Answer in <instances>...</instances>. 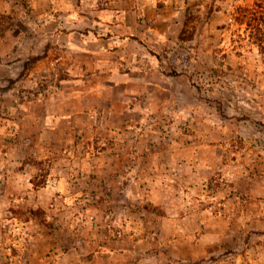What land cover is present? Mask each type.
I'll return each instance as SVG.
<instances>
[{"label":"clouds","instance_id":"1","mask_svg":"<svg viewBox=\"0 0 264 264\" xmlns=\"http://www.w3.org/2000/svg\"><path fill=\"white\" fill-rule=\"evenodd\" d=\"M257 3L0 0V264H264Z\"/></svg>","mask_w":264,"mask_h":264},{"label":"rangeland","instance_id":"2","mask_svg":"<svg viewBox=\"0 0 264 264\" xmlns=\"http://www.w3.org/2000/svg\"><path fill=\"white\" fill-rule=\"evenodd\" d=\"M196 0H193L192 6L189 8V20L190 22L194 21V16L192 15V8L195 7ZM253 3L256 5L257 9L261 7L257 3V0H253ZM158 7H163V3H158ZM241 13L240 16L236 17V22L241 25V32L245 29H251L249 32V40L252 45V48L246 49L243 45H240L239 48H233L235 39L233 36L227 34V30L231 25H217L216 30L225 35H222L217 41L215 32L208 34V41L210 44L215 43L216 48H218L221 54L227 56L229 51H231V56L233 59L239 61L238 66L241 69L242 74L247 73L250 80L255 84L264 77V29L261 28V25H264V14L257 12L252 15L250 19H245L249 15L250 9L247 6H241L237 9ZM255 52L256 55L253 57L250 53ZM7 118V117H5ZM246 129L241 130V140L239 141L240 146L243 147V136L246 134ZM90 147H94L91 145ZM89 153H85L88 155ZM235 159V157H233ZM211 187V185H209ZM12 255H15V252H12Z\"/></svg>","mask_w":264,"mask_h":264},{"label":"trees","instance_id":"3","mask_svg":"<svg viewBox=\"0 0 264 264\" xmlns=\"http://www.w3.org/2000/svg\"><path fill=\"white\" fill-rule=\"evenodd\" d=\"M261 42H263L264 40H260Z\"/></svg>","mask_w":264,"mask_h":264}]
</instances>
